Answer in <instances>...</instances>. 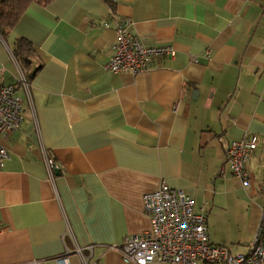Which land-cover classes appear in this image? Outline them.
I'll list each match as a JSON object with an SVG mask.
<instances>
[{
  "label": "crops",
  "instance_id": "crops-1",
  "mask_svg": "<svg viewBox=\"0 0 264 264\" xmlns=\"http://www.w3.org/2000/svg\"><path fill=\"white\" fill-rule=\"evenodd\" d=\"M119 23L174 56L106 71ZM18 37L34 49L27 77ZM20 76L23 118L1 137L0 264H56L65 247L81 264L76 246L89 264H134L115 246L150 226L142 195L162 181L193 199L211 243L248 251L264 207V0L31 3L0 36V86ZM251 138L243 186L225 151Z\"/></svg>",
  "mask_w": 264,
  "mask_h": 264
},
{
  "label": "built area",
  "instance_id": "built-area-1",
  "mask_svg": "<svg viewBox=\"0 0 264 264\" xmlns=\"http://www.w3.org/2000/svg\"><path fill=\"white\" fill-rule=\"evenodd\" d=\"M116 37L111 46V55L104 65L106 71L113 73L130 72L136 74L149 67L153 58L172 57L175 50L168 44L143 45L132 34L126 23L115 27ZM195 60V59H194ZM29 92L28 82L23 76L17 84L0 86V167L8 158L7 148L1 137L20 127L22 99L16 94L18 84ZM256 148L254 138L232 139L226 145L225 157L231 173L241 180L243 186L249 184V171L245 161ZM42 158L50 178L57 164L45 149ZM142 205L149 216L150 226L138 233L127 234L115 248L125 262L148 264L153 261L171 264H197L202 261L210 264H263L264 263V207L260 212L258 226L248 243L246 253H232L227 247L209 241L206 218L195 209L193 199L182 189L171 188L164 181L152 191L143 193ZM91 249V245L87 246ZM76 246L73 252L80 257L81 264H89L88 257ZM65 247L55 258L56 264H70Z\"/></svg>",
  "mask_w": 264,
  "mask_h": 264
},
{
  "label": "trees",
  "instance_id": "trees-1",
  "mask_svg": "<svg viewBox=\"0 0 264 264\" xmlns=\"http://www.w3.org/2000/svg\"><path fill=\"white\" fill-rule=\"evenodd\" d=\"M48 1L50 0H0V36L3 38L6 35L31 3L42 5ZM33 51L32 43L25 37L16 38L11 47V54L26 74V77L33 69L30 59Z\"/></svg>",
  "mask_w": 264,
  "mask_h": 264
}]
</instances>
